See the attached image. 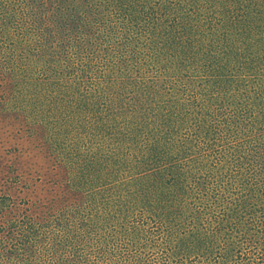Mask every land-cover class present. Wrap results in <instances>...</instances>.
<instances>
[{"label":"trees","instance_id":"trees-1","mask_svg":"<svg viewBox=\"0 0 264 264\" xmlns=\"http://www.w3.org/2000/svg\"><path fill=\"white\" fill-rule=\"evenodd\" d=\"M184 1L170 0L172 13L162 19L164 16L147 18L149 5L145 6L144 0H68L63 10H59V0H33L31 8L40 14L35 16L42 20L45 17L46 22L53 18L55 22L59 18L57 24L42 29L40 23L33 27L31 22L30 26L17 27V31L12 29L11 34L17 39L13 43L15 52L9 59L10 71H15L13 78L18 73L19 62L27 59L28 65L37 70L31 79L42 77L38 81L39 87L49 85L50 88L53 85L48 83L51 77L47 73L51 74L59 66L74 68L76 65L77 69H82V75L88 76L84 82H89L90 76L85 70L92 69L95 73L93 67L100 58L110 64V69L105 67L100 71L101 77L96 76L99 81H103V84L94 88L99 91L97 94L86 97V91L79 90L85 87L84 83H78L77 87L68 86L64 91L48 92L39 101V109L30 115L33 122L40 121L42 136L38 134L39 138L59 158L60 147L51 142L52 132L56 131L58 135L54 141L60 139L65 125L73 124V120L78 121L77 118L72 120L71 113L78 111V116L84 114L83 110L86 109L91 113L85 123L91 139L97 144H109L110 147L104 152L110 151L113 162L121 167L119 169L123 177L114 184L103 186L106 191L102 194V200L99 199L100 203L96 199L94 209L110 226L106 230L107 235L112 227L121 223L120 227L125 233L123 244L128 246L114 251L107 245L103 251L110 254L111 259L99 264H264V199L253 193L251 185L254 179V184L264 187V138L258 140V135L253 132L262 124L252 120L260 116V122L264 121V91L257 95L255 92L246 94L242 89L243 80L235 81L232 86L228 84V76L216 84L221 87L215 99L221 96L222 104L209 108L206 115L215 121L212 128L214 133L234 136L230 129L237 126L245 134L244 144L247 140H254L255 146L259 148L257 156L246 157L251 176L229 175L233 179V190L238 191V194L243 191L250 196L241 200L240 194L236 202L219 194L220 180L217 176H212L210 181L205 179L206 176L187 180L192 167L202 171L203 155L191 153L186 146L178 147L176 140L179 136L176 130L172 131L178 126H170V119L166 122L159 117L164 115V102L180 101L178 97L184 95L186 81L196 79L194 69H191L195 65L194 57L208 54L211 35L223 31L222 26L232 28V21L223 18L221 10L216 17L222 18V25L213 31V25L219 22L206 11L209 0H196L200 5L195 8ZM204 1L206 5L202 6ZM229 2L241 12L252 10V6L264 10V0ZM144 17L146 20L140 25ZM223 20L227 21L228 27ZM246 27L247 34L243 33L233 48L238 50L239 45L244 47L240 62H248L253 56L263 62L264 24L257 29L263 41L261 50H257L258 47L253 44L256 31H251L250 23ZM67 30L72 34L70 38L65 36ZM206 30L209 38H206ZM60 36L66 40V47L59 40ZM23 38L30 42V46L23 44ZM112 65L121 66L113 69ZM115 72L120 74L112 78L111 73ZM199 74L202 73L199 71ZM11 81L16 85H24L19 76L17 80ZM208 83L204 78L197 90L203 91ZM226 94L232 97L228 101L229 105L223 101L228 100ZM240 96L244 99H239ZM173 117L179 118L180 115L176 113ZM158 122L160 125H157ZM245 124L250 125L245 128ZM74 127L66 150L72 153L81 148L87 150L89 146H79L77 143L79 138L85 139V128L79 129V125ZM93 127V131H90ZM248 135L250 139L246 138ZM260 136L264 137V134ZM91 139H88L89 144ZM161 139L167 142L165 146L168 149L161 147ZM223 151V148L218 150L221 153ZM222 168L219 163L214 166L218 172ZM69 169L66 167V171ZM6 179L15 186L16 178ZM181 180L185 181L186 187L179 184ZM59 187L60 184H55L51 188ZM139 192L143 195L138 204L126 214L116 210L127 200L137 202L136 196L131 197V194L137 195ZM104 197L112 198L111 203L103 204ZM224 201L228 203L224 204ZM17 203L22 207L25 200L20 199ZM0 206L5 207V202L1 201ZM14 207L18 209L16 204ZM46 216L51 217L48 212L44 213L42 224L48 221L44 218ZM20 224L24 225L22 222L9 221L4 232L10 241L6 245V252L18 264H57L46 256L49 252L61 257L57 259L63 264L67 245L61 238L65 226L63 234L54 231L47 241L41 227L27 233L26 229L19 227ZM26 225L32 227V224ZM54 227L55 224L51 229ZM106 239L107 243H116L113 236ZM2 247L0 239V249ZM38 247H45L49 252L40 253ZM138 248L146 250L148 254H136L135 249ZM120 252L121 255H117ZM81 264L91 263L86 261Z\"/></svg>","mask_w":264,"mask_h":264},{"label":"rangeland","instance_id":"rangeland-1","mask_svg":"<svg viewBox=\"0 0 264 264\" xmlns=\"http://www.w3.org/2000/svg\"><path fill=\"white\" fill-rule=\"evenodd\" d=\"M67 1L59 0V10L64 9ZM169 1L144 0V5H149L147 18L149 16L154 18L164 16L162 17L164 19L171 14L172 9ZM209 1L206 11L212 19L219 22V24L213 25V31L222 25V18L216 17L221 10L223 11L222 17L232 21V25H230L232 28L227 29L222 26L223 31L211 35L208 54L205 57H199L198 55L194 57L195 65L191 69H194L193 72L196 75V79L190 80L191 87L190 81H186L185 93L183 96L178 97L180 101L167 100L168 103L164 102L163 105L166 107L162 110L164 115L159 117L166 122L170 119V126H178V128L172 129L173 132L176 130L179 136V139L176 140L178 147L186 146L189 147L191 153L195 152L198 155H203L202 171H196L192 167L187 174V180L193 181L206 176L205 179L210 181L212 176H217L220 180L219 194H222L227 200L231 199L236 202L240 194L242 195L241 200L250 196L244 194L243 191H239L238 194V191L233 190V179L229 175L240 176L241 174H246L251 176L252 172L248 170L246 157L257 156L259 148L255 146L254 140H247L244 144L245 134L237 126H233L230 129V132L235 134L234 136H228L226 133H214L212 128L215 125V121L206 115L209 112V108H215V105L222 104L221 96L215 99L221 87L216 84L221 83L228 76L230 77L228 84L232 86L235 81L240 82L243 80L244 86L242 89L246 91V94L255 92V95H257L259 92L264 91V61L261 62L253 56L250 57L248 62H240L239 58L244 54V47L239 45L238 50H235V47L233 48L236 40L242 37L243 33L247 34L246 24L250 23L252 25L251 31H256L254 47H258L257 50L262 49L263 41L257 29L264 24V10L256 9V7L252 6V10L241 12L234 9L229 0ZM32 2L33 0H0V202L4 201L6 204L5 207L0 206V209H3L2 211L0 210V229H2L0 239L3 244L2 250L0 249V264H18L6 252L8 250L6 245H9L10 241L9 236H4V232L9 221L22 222L24 225L20 224L19 227L23 228V230L26 229L27 233H31L33 229L41 227L46 234L47 241H49V237L54 231L55 233L59 231V233L63 234L65 226V232L61 238L63 243L66 242L67 245V251L62 258L63 264H81V262L85 263L86 261L91 264L108 262L111 259V255L103 251L106 250L107 245L109 249L112 248L114 251L119 248L122 250L128 246L123 244L125 242L123 239L125 233L122 231L123 227L122 229L120 227L121 223H119V226L112 227L107 235L106 230L110 226L105 224V220H102L104 217L98 216L94 209L97 205L96 199L100 203L99 199L102 200V194L106 191L103 186L107 183L114 184L117 179L123 177L119 169L121 167L112 160L111 152H104L106 148L110 147L109 144H97L91 139L89 129L85 126L86 121L90 119L91 113L84 109V114L77 116L78 111H74L71 113L72 120L77 118L78 121L73 120V124L71 122L65 125L61 130V135L63 136L60 139L54 141L58 135L56 131L52 132L51 142L57 143L60 147L58 149V158L46 148L48 144L46 145L39 138V135L42 136L40 121L33 122L30 119V115L39 109V101L48 92L64 91L68 86L77 87L78 83H84L85 87L79 90L82 92L86 91V97L97 94L99 91L94 88L103 84V81H99L97 77L102 76L100 71L103 68L110 69V64L107 60L100 58L99 61H96L98 64L93 67L95 73L92 69V71L85 70L84 72H87L90 76L89 82H84L88 76L87 74L82 75V69H77L76 65L74 67L76 70L73 67L62 68L59 66L51 74L50 72L47 73L51 77L48 83L53 85L50 88L49 85L39 87L38 81L42 77L31 79V76L37 70L28 65L29 61L27 59L24 62H19L18 73L13 78L12 74L15 71H10L11 63L9 62L10 55L15 52L13 43L17 41L14 35L11 34L13 30L17 31V27L30 26L31 22H33V27L40 23V28L44 29L46 26L52 27L53 24L56 25L59 20L58 18L54 22L55 18H53L51 21L46 22L45 17L42 20L35 16L40 14L37 10L33 12V8H31ZM184 3L192 8L200 5L196 0H185ZM205 5L204 1L202 6ZM228 13H230V16ZM144 20H146V17L139 24L142 25ZM65 22L73 24L71 21ZM224 22L228 27L227 21ZM240 32L242 33L240 34ZM64 33L69 38L72 35L68 30ZM205 33L206 38H209L208 30ZM218 34L220 35L216 40ZM23 40L26 43H23L24 45L28 44L30 46V42H27L26 38H23ZM59 40L66 47V40L61 36ZM120 66L114 65L113 67L112 65V68ZM191 66H193V61ZM199 71L202 74H199ZM111 74L113 75L112 78H115L119 76L120 72ZM17 76L20 77L24 85L12 83L11 80H17ZM204 78L210 83L206 85L203 91L199 92L197 88L204 81ZM193 90L196 92H193ZM190 93L191 96H189ZM246 94H243L244 98H247ZM226 95L228 96V94ZM227 98L228 100L223 101L229 105L228 101L232 97L228 96ZM238 98L244 99L242 96ZM176 113L180 117L172 118ZM260 119V116L252 118L254 122L262 124L260 127L253 129L254 135H258V140L264 138L260 136L264 134V121L260 122ZM76 125L80 126L79 129L85 128L86 133L85 139H78V145L89 146V148L87 150L81 148L80 151L72 153L71 150H66V144L73 136L74 126ZM157 125H160V122ZM249 125L245 124V128ZM93 129L94 127L90 131H93ZM35 133H37L36 138ZM163 133H166V131H163ZM250 137L248 135L246 138L250 139ZM183 138L185 139L183 140ZM88 139L92 140L91 144L88 143ZM160 142L163 149H168L165 146L167 142L163 141V139ZM221 148L224 149L223 153L218 152ZM247 148H250V150H246ZM218 163L223 166L220 172L214 170L215 164ZM237 165L240 167L238 168ZM66 167L70 169L66 171ZM6 177L16 178L15 186L10 184ZM57 181L61 182L57 183ZM253 182L254 179L251 180L253 193L260 199H264V187ZM55 184H60V187L58 189L51 188ZM179 184L186 187L184 180H181ZM52 191L55 193H50ZM142 195L141 192L137 193V195L132 193L131 197L135 198L136 196L137 202L127 200L117 207L116 210L126 214L131 207L138 204ZM20 199L25 200L22 207L17 203ZM111 200L112 198L104 197L102 203L107 202L110 204ZM227 203L228 201H224V204ZM14 204L17 205L18 209L14 207ZM8 208H11V210H8ZM4 210L8 211L5 212ZM46 212L52 218L44 217L48 221L42 224L43 214ZM28 223L32 224L31 228L26 225ZM54 224L55 227L51 229ZM74 232L77 234H74ZM108 236H113L116 243H110L111 241L107 243L106 238ZM42 248H37L40 253L46 254L49 252V249ZM4 249L5 251H3ZM135 251L136 254L143 256L148 254L146 250L139 248L135 249ZM119 254L121 255V252L117 255ZM46 256L51 257V261L57 264L61 263L57 259L61 257L54 255L52 252H49Z\"/></svg>","mask_w":264,"mask_h":264},{"label":"bare ground","instance_id":"bare-ground-1","mask_svg":"<svg viewBox=\"0 0 264 264\" xmlns=\"http://www.w3.org/2000/svg\"><path fill=\"white\" fill-rule=\"evenodd\" d=\"M219 61V60H218ZM185 69V68H184ZM216 70V69H215ZM239 80V79H238Z\"/></svg>","mask_w":264,"mask_h":264}]
</instances>
